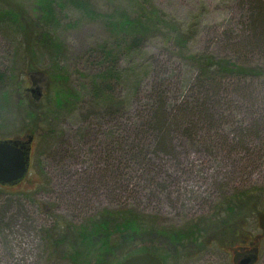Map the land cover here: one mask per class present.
Masks as SVG:
<instances>
[{
  "label": "rangeland",
  "instance_id": "1",
  "mask_svg": "<svg viewBox=\"0 0 264 264\" xmlns=\"http://www.w3.org/2000/svg\"><path fill=\"white\" fill-rule=\"evenodd\" d=\"M124 1L96 5L107 11ZM153 2L181 23L191 52L224 51L237 41L235 54L264 68V43L257 42L264 0ZM19 7L29 8L0 0V10ZM19 34L0 25V67L9 76L0 85V140L33 141L24 178L0 183V264H119L142 252L164 264H237L236 248L253 238L255 264H264V73L226 88L215 119L157 125L148 105L156 81L165 80L172 109L198 71L161 34L122 58L109 97L91 89L102 66L91 50L111 37L102 20L69 15L58 34V82L46 72L58 64L53 52L45 48L33 59L31 39ZM58 85L79 97L60 101ZM106 209L119 223L134 215L144 232L118 235L109 254L94 255L91 244L79 248L73 227L89 226ZM226 223H234L236 235Z\"/></svg>",
  "mask_w": 264,
  "mask_h": 264
},
{
  "label": "trees",
  "instance_id": "2",
  "mask_svg": "<svg viewBox=\"0 0 264 264\" xmlns=\"http://www.w3.org/2000/svg\"><path fill=\"white\" fill-rule=\"evenodd\" d=\"M18 1L27 3L29 8L19 7L17 11L0 10V25L15 26L20 30V36L31 39L27 40L26 44L33 59L36 55L42 56V50L45 48L53 52L55 58L53 61L58 64L48 66L46 72L54 82L60 81L58 79L62 74V70L58 69L60 65L58 54L62 44L58 34L69 15L77 12L82 19L102 20L105 23L110 31V39L91 50L98 53L95 56L102 64L91 83L92 92L98 97H109L112 94L114 84L120 75L118 73L120 62L124 56L133 57L143 51L147 40L156 34H161L170 41L174 51L192 62L198 71L189 85L187 95L172 109H169L168 105L165 80L161 78L156 81L148 102L155 110L150 123L165 125L174 120L182 127L192 126L197 122L204 123L209 118L215 119L219 112L215 104L220 102L226 88L237 87L242 83L247 85L249 79L253 80L264 73V68L259 63H252V59H243L241 55L235 54V48L240 45L237 41L228 44L224 51L208 47L202 52H191L189 37L181 23L167 16L153 0H125L107 11L97 7L96 0ZM258 17L264 21V6H260ZM260 32L257 42L261 40V43H264V26ZM35 66L37 65L31 64L30 70L36 68ZM8 77L7 71L0 67V85L7 83ZM58 86L59 91L56 93L60 101L67 102L72 96L79 97L78 91ZM29 111L31 115L36 113L33 107H29ZM118 218L116 211L106 209L91 217L89 226H74V237L79 248L81 244L88 243L91 244V248L93 247L91 253L105 255L114 248V241L118 235L127 239L144 232L141 222L134 215L125 217L120 223L116 221ZM225 226L231 233H237L234 223H226ZM179 235L185 236L182 233Z\"/></svg>",
  "mask_w": 264,
  "mask_h": 264
},
{
  "label": "water",
  "instance_id": "3",
  "mask_svg": "<svg viewBox=\"0 0 264 264\" xmlns=\"http://www.w3.org/2000/svg\"><path fill=\"white\" fill-rule=\"evenodd\" d=\"M31 90L34 92L37 89L31 88ZM32 141V135L28 137L27 141L21 139L0 140V183H17L24 178L29 170ZM249 260L247 258L243 261L247 263ZM120 264H164V261L155 253L142 252L125 258Z\"/></svg>",
  "mask_w": 264,
  "mask_h": 264
},
{
  "label": "flooded vegetation",
  "instance_id": "4",
  "mask_svg": "<svg viewBox=\"0 0 264 264\" xmlns=\"http://www.w3.org/2000/svg\"><path fill=\"white\" fill-rule=\"evenodd\" d=\"M258 241L259 239L253 238L248 240L246 247L239 246L236 248L238 261L237 264H255L258 257ZM249 258L250 260L245 263L243 260Z\"/></svg>",
  "mask_w": 264,
  "mask_h": 264
}]
</instances>
